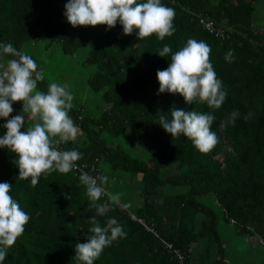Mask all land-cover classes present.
<instances>
[{"label":"trees","instance_id":"obj_1","mask_svg":"<svg viewBox=\"0 0 264 264\" xmlns=\"http://www.w3.org/2000/svg\"><path fill=\"white\" fill-rule=\"evenodd\" d=\"M264 0H161L175 10L172 36L159 40L156 34L137 38L124 35L122 26H71L65 16L68 0H0V44L24 46L47 41L61 53L75 56L86 49L82 67L91 68L87 84L106 105L99 117L87 115L74 105L69 116L85 135V144H73L80 160L105 163L113 173L141 174L140 205L132 210L150 221L159 237L146 232L117 205L97 214L73 172L42 173L33 186L31 177H18L16 154L0 148V182L12 185L10 195L29 214L25 230L0 264H79L75 245L87 242L96 216L101 226L116 218L126 237L106 247L94 264H177L161 239L186 256L190 264L192 244L200 239L214 246L213 264H226L220 224H232L241 236H258L264 242V34L252 32L255 3ZM146 2V0H137ZM208 15L230 33L221 40L203 29L196 15ZM189 38L210 45L209 55L217 79L227 93L219 109L206 103L186 104L179 94L158 93V70L168 67L171 55ZM170 45L172 53L158 51ZM233 52L234 59L225 56ZM14 59L10 54H4ZM48 81L37 83L47 92ZM170 109L197 111L215 116L211 130L218 143L208 153L197 150L183 134L172 137L160 126ZM239 112L234 124L224 122ZM252 116L245 120V116ZM0 123V137L6 129ZM133 128L147 159L135 157L121 145H110L105 134L118 137ZM70 145L71 143H66ZM223 152L222 160L216 156ZM175 172L164 175L163 170ZM100 169L98 176H102ZM174 188V192H169ZM97 203H108L101 197Z\"/></svg>","mask_w":264,"mask_h":264},{"label":"clouds","instance_id":"obj_2","mask_svg":"<svg viewBox=\"0 0 264 264\" xmlns=\"http://www.w3.org/2000/svg\"><path fill=\"white\" fill-rule=\"evenodd\" d=\"M64 7L67 22L73 27L107 25L110 29L119 22L124 35L134 31L137 38L156 34L161 41L175 31V10L162 4L161 0H68ZM210 52V45L206 42L189 38L171 55L168 67L156 72L157 94L167 91L181 95L186 104L206 103L209 108L219 109L227 93L210 63ZM169 53H172V48L166 44L157 55L166 57ZM4 54L15 58L0 62V118L10 116L14 102H21L22 110L2 125L6 132L0 137V148L16 154L14 163L19 169L18 177L23 180L31 177L30 183L35 186L42 173L79 171L76 162L82 154L77 150H59L62 142L74 140L79 132L68 114L74 99L68 85L52 82L48 84L46 93L39 91L37 83L45 77L43 71L37 70L32 57L11 43L0 44V57ZM225 59L228 62L234 59L231 50ZM25 115L28 122H37L26 128ZM251 116L252 113H248L244 118L247 120ZM170 117L168 119L162 114L158 124L172 137L183 134L202 153L210 152L218 143L217 134L211 130L214 115L170 109ZM238 117L239 112L233 111L224 123L234 124ZM22 127L26 130L21 131ZM107 179L106 176L93 177L86 172L79 175L91 207L100 216H104L112 205L119 204L122 195L109 192L108 203H97L105 195L103 185ZM11 188L7 181L0 182V262L5 260L6 250L23 234L30 220L29 214L9 194ZM88 222L91 235L87 236V242L75 245L73 259L79 264H94L106 247L127 235L116 218H109L105 226L100 225L96 216Z\"/></svg>","mask_w":264,"mask_h":264},{"label":"crops","instance_id":"obj_3","mask_svg":"<svg viewBox=\"0 0 264 264\" xmlns=\"http://www.w3.org/2000/svg\"><path fill=\"white\" fill-rule=\"evenodd\" d=\"M255 11H256V6H255V10L253 12V17H252L253 23H255V25L257 26L264 25V6H262V8H260L257 13H255ZM37 44L39 43H33L35 49L28 50V49H25L24 47L23 50L25 52L33 54L36 57L38 61V65L41 71H43L44 77L48 81V83L56 82L60 84H67L68 90L71 92V94L74 97L72 103L74 105L83 106L85 114L91 115L94 117H99L104 110V109H101V107L105 105L104 102L102 101V103H100V105L102 106H99L98 112L89 113L90 112L89 108H92L93 105H91L90 102H87V105H86V100H85L86 97H88V99H91L90 96H92L90 93L92 92V90L87 84L88 73L91 71V68H85V67H82L81 65L82 68L88 71H87V74L86 73L84 74L83 79H82L86 87L79 88V85H78L79 81L77 80L78 75L69 74V76H67L63 74V72L66 73L67 69L62 70V67H60L59 69H56L58 60L56 58L50 59L52 58L50 53H47V55L44 56L43 53L36 52V48L38 47L36 46ZM53 47L60 50L57 44H52V45H46V50H44V52H48ZM61 54L63 55L61 59L63 57L68 58L67 60L63 58L64 61L60 62V65L62 66V64L70 60L72 56L64 55L63 53ZM41 55H43V57H41ZM7 60H9V58H7L5 55L0 57V62L7 61ZM14 106L17 107L18 112L20 114L22 110V103L19 101L14 102ZM24 121H25L26 128L30 126L31 124H34L37 122V121L28 122V117L26 115L24 116ZM77 128L79 132L76 138L74 140L62 142L63 144L67 145L66 143L68 142H70L71 144H78L81 146L85 144L86 139H85L84 132L78 126ZM116 145H121V144L118 143ZM121 146L131 155L135 156V154L132 151L128 150L127 147H125L124 145H121ZM135 157H138V156H135ZM139 158L147 159L148 154L145 158L144 157H139ZM99 167L103 172L102 176H106L108 178L105 185L110 189V192L114 194L115 193L122 194L120 196V202L119 204H117L118 208L121 211L124 209L132 211L136 209L137 207H139L140 200H141L140 191L142 187L141 174L122 173V172L112 173L108 169L106 164L103 162L100 163ZM131 182L134 184V186L133 184H131ZM168 191L174 192L175 189L169 188ZM220 233H221L222 244L224 245V248H225L224 249L225 250L224 259L226 261V264H264V242L258 236L238 235L235 232L234 227L231 223L230 224L221 223ZM209 249H213L214 253L213 254L210 253ZM215 255L216 253H215L214 246L211 245L209 241L200 239L198 242L192 244V257H191L190 264H194L195 260H198L197 261L198 263L196 264H213Z\"/></svg>","mask_w":264,"mask_h":264},{"label":"rangeland","instance_id":"obj_4","mask_svg":"<svg viewBox=\"0 0 264 264\" xmlns=\"http://www.w3.org/2000/svg\"><path fill=\"white\" fill-rule=\"evenodd\" d=\"M255 6H256L255 13H257L259 11V9L262 8V6H264V4H263L262 1H258L255 4ZM46 45H48L47 41L39 42V44L36 45V46H38L36 48V52L43 53L44 56H46L47 53H50V55L52 56V58H50V59L56 58L58 60V63L56 65V69H59L60 67H62V70L63 69L64 70L67 69L66 73L63 72V74L67 75V76H69V74L78 75L77 80L79 81V83H78L79 88L86 87V85H85V83H84V81L82 79H83L84 74L85 73L87 74L88 70L86 71V69L81 67V59L84 57L86 49L81 50L80 53L77 54V56L76 55L72 56L73 58L71 57L70 60L66 61L61 66L60 62L64 61L63 58L65 60H67L68 58L67 57H63L61 59V57L63 55L60 53L59 49H56L54 47L52 49H50L48 52H44V50H46ZM24 47H25V49H28V50L35 49L33 44H28V45H25ZM43 55H41V57H43ZM90 93L92 95V96H90L91 99H88V97L85 98L86 105H87V102H90V104L93 105V106H92V108H89V110H90L89 113H95V112H98L99 106H102V105H100V103H102V100H101V97L99 96V94H96L93 91L90 92ZM105 108H106L105 105H103L101 107V109H105ZM105 137L108 140L110 145L115 146L116 144L119 143V144L124 145L125 147H127L128 150L132 151L135 154V156L144 157V158L147 156V153H145V151H143L142 149L139 148V146L137 144V141H136V133H135V130H133V128H130L129 130L125 131L122 135H120L118 137L111 136L109 134H105ZM123 140H125V141H123ZM223 157H224L223 152L219 153L216 156V158L219 159V160H222ZM172 172H175L174 167H170V168H167V169L163 170V174L164 175L172 173ZM131 184H133V183L131 182ZM133 186H134V184H133ZM209 252L212 253V254L214 253L213 249H209ZM197 261L198 260H195L194 264L198 263Z\"/></svg>","mask_w":264,"mask_h":264},{"label":"built area","instance_id":"obj_5","mask_svg":"<svg viewBox=\"0 0 264 264\" xmlns=\"http://www.w3.org/2000/svg\"><path fill=\"white\" fill-rule=\"evenodd\" d=\"M196 20L198 21L199 25L203 29H205L208 33L215 36L216 38H219L221 40H229L230 39L229 31L226 28L218 25L216 23V21L214 19H212L210 16L198 14V15H196ZM251 29H252V32H254V33L264 34V25H262V26L252 25ZM12 107H13L14 111L10 114V116L7 119H11L13 116L19 114L17 107L14 106V103L12 104ZM7 119L0 118V123H6ZM25 130H26L25 127L21 128V131H25ZM59 150H61V151L77 150L78 151V149L75 147V145H73V144L65 145L63 143H61L59 145ZM76 164H77L79 171H77V170L72 171L75 176L79 177L81 172H86L93 177L98 176V172L100 171V167L98 166V162L79 160L76 162ZM103 187L105 188V195H103V197H108L107 193L110 192V189L106 185H103ZM122 212L124 214H126L132 221L141 225L146 232L152 233L154 236L159 237L157 230L151 224L150 221L146 220L143 217L137 216L135 213H133L132 211H129L127 209L122 210ZM161 240L164 244L165 249L167 250V252L170 255H172V257L176 260L177 264H187L186 263V256L184 254H182L177 248L173 247L172 244L164 241L163 239H161Z\"/></svg>","mask_w":264,"mask_h":264}]
</instances>
